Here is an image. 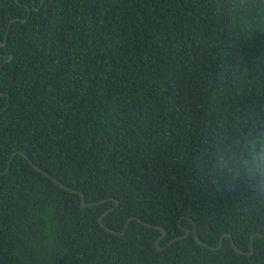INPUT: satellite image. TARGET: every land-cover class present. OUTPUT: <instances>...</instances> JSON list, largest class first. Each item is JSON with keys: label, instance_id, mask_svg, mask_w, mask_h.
Returning <instances> with one entry per match:
<instances>
[{"label": "trees", "instance_id": "trees-1", "mask_svg": "<svg viewBox=\"0 0 264 264\" xmlns=\"http://www.w3.org/2000/svg\"><path fill=\"white\" fill-rule=\"evenodd\" d=\"M230 31L217 0H0V264H264V179L207 166L264 109V34Z\"/></svg>", "mask_w": 264, "mask_h": 264}, {"label": "clouds", "instance_id": "clouds-1", "mask_svg": "<svg viewBox=\"0 0 264 264\" xmlns=\"http://www.w3.org/2000/svg\"><path fill=\"white\" fill-rule=\"evenodd\" d=\"M221 14L227 13L230 35L238 42L240 52L244 42L258 33L264 34V0H217ZM251 69L246 62H225L219 79L230 92L242 93L251 81ZM264 109L253 111L244 121V131L238 132L230 144L217 142L207 152L209 175L217 182L226 176L243 180L253 191L261 190L264 179ZM211 147V145H210Z\"/></svg>", "mask_w": 264, "mask_h": 264}, {"label": "water", "instance_id": "water-1", "mask_svg": "<svg viewBox=\"0 0 264 264\" xmlns=\"http://www.w3.org/2000/svg\"><path fill=\"white\" fill-rule=\"evenodd\" d=\"M2 45H4V43H3ZM10 59H11V57H10ZM10 59H9V60H10ZM31 163H33V162L31 161ZM34 166H35V168L39 169L38 166H36V165H34ZM55 180H56V179H55ZM56 181H57L58 183H60L58 180H56ZM60 184H61V183H60ZM61 185H62L63 187H65V188H67L68 190L72 191V192H77V193H79L80 196H81V205H82L83 207L91 206V205H94V204L97 203V202H95V201L87 202V201L85 200L84 194H83L82 192L77 191L76 189H73V188L66 187V186H64L63 184H61ZM104 201H105V199L101 200L100 203H101V202H104ZM118 203H119V201L116 200V205H115V206H117ZM114 208H115V207H111L110 209L104 211V212L99 216V218H98V222L101 224V226H102L103 228H105V229L108 230V231H113V232H114V230L109 229V228L104 224V222H103V217H104V216H105L110 210H113ZM133 219H137V217H136V216H131V217L128 218V220L126 221L125 229L122 231V233H125L126 228H127L128 224H129V221H130V220H133ZM148 225H151V224H148ZM155 227L158 228V229H160L161 232H162V234L156 239V241H155V246H156L158 249H164L165 246H160V245H159V241H160L162 238H164V237L166 236V230H165L163 227H161V226H155ZM190 233H191V230H190V229H187L186 232H185V234H183V235H181V236H178V237L174 238V239H173L172 241H170L168 244L170 245L173 241H175V240H177V239H180L181 237H187V236L190 235ZM193 233H194V236H195L196 240H197L200 244H205V245H207V246H209V247H211V248H215V249L220 248V247L222 246V244H223V239H224V237H225V236H228V237L231 238V242H232L233 247H234L235 250H237L238 252H241V253H249V254H253V253H254V245H253V237H254V234L251 235V249H250V251H249V252H244V251L238 249V247L236 246L235 241H234V239H233V237H232V235H231L230 232H225V233L221 236L220 244H219V246H217V247H215V246H211V245H209V244L204 243V242L199 238L198 233H197V229H196V228L194 229ZM258 234H259V235H262L261 233H258Z\"/></svg>", "mask_w": 264, "mask_h": 264}]
</instances>
